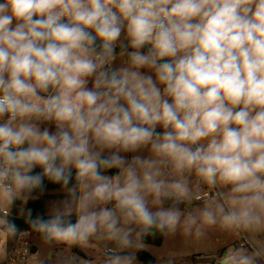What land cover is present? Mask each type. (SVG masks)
Instances as JSON below:
<instances>
[{"label": "clouds", "instance_id": "1", "mask_svg": "<svg viewBox=\"0 0 264 264\" xmlns=\"http://www.w3.org/2000/svg\"><path fill=\"white\" fill-rule=\"evenodd\" d=\"M45 178L67 189L30 220L49 241L175 231L202 185L223 204L189 212V231L264 230V0H0V202Z\"/></svg>", "mask_w": 264, "mask_h": 264}, {"label": "crops", "instance_id": "2", "mask_svg": "<svg viewBox=\"0 0 264 264\" xmlns=\"http://www.w3.org/2000/svg\"><path fill=\"white\" fill-rule=\"evenodd\" d=\"M157 130L162 131L160 128ZM143 154L146 155V151ZM206 187L202 185V192L206 189ZM224 191H226V189ZM24 198L27 199L25 209L27 208L29 201L42 199V197L39 196H29ZM215 199L218 198L202 202H196L195 198L190 201H186L185 208L181 210L185 213V216L181 218V221H184L189 212L197 215L198 212L206 206V204L211 203L214 207L220 204ZM16 202L20 203L17 209L19 210V216H21L25 212V209H23V199H17ZM5 206L6 207L0 206V208L7 210L9 215L7 217L0 215L1 220H8L9 217L13 216V204L9 206L10 209H7L8 205ZM46 207L47 209H62V202L47 203ZM197 223L200 224V221L198 220ZM5 227L6 224H0V264H8L7 259L17 245L16 239L18 236H22V238L29 241L31 245L33 255L27 264H47L40 262L38 258V248L29 239V236L34 234H31L30 232H23L18 234L16 237L12 236L11 238V236L6 232ZM202 232V235H197L195 227L189 231L185 224H180L177 226L175 231L167 230L162 246L157 247L141 243V247L154 256L156 264H209L207 263V260H195V257L212 256L214 260V256L217 252L222 251L224 254V252L229 249H233L232 246L242 240H244L246 244V247L242 249H246L249 253H251L253 249H264V230H260L258 232H247L239 229H228L218 223L213 226H203ZM71 245L76 246V244ZM57 254V252L56 255L49 254L48 259H50V261L55 260V257L58 259L59 255ZM116 255L120 254L116 253ZM122 255H124V253ZM70 261L71 262L68 264H74L72 259H70ZM256 264H264V260L257 259Z\"/></svg>", "mask_w": 264, "mask_h": 264}, {"label": "rangeland", "instance_id": "3", "mask_svg": "<svg viewBox=\"0 0 264 264\" xmlns=\"http://www.w3.org/2000/svg\"><path fill=\"white\" fill-rule=\"evenodd\" d=\"M117 52H119V47L117 48ZM120 63L121 61L117 59L116 65L119 66ZM49 127H52V129L54 130V126ZM195 179L196 178L193 176V183H195ZM203 186L206 187L207 185ZM205 190H210V188L207 186ZM215 200L218 203L223 204V200L219 198ZM5 205L6 204H4L3 202H0V206L6 207ZM25 205L26 204L24 203L23 209H25ZM111 206V204L108 205V207ZM7 209H10L9 205L7 206ZM181 224L184 225V222L181 221ZM131 227L134 228V232L132 235L133 245L127 248H120L115 242L108 241L107 239H93L91 241V244L93 246L91 247L83 246L81 244H76L75 246L67 244L65 242L64 244L58 241H48L34 235L29 236V239L38 248V258L40 262L47 264H68L71 262L70 259L73 260L74 264H106V261L109 259V254L106 253V250H113L115 253L120 255H122L123 253L127 254L134 257L133 264H141L136 257V251L139 248H142L140 235H137V233L140 232V229L135 225H132ZM56 252L58 253L57 255H59V258L56 259L55 257V260L50 261V259H48V255H56Z\"/></svg>", "mask_w": 264, "mask_h": 264}, {"label": "trees", "instance_id": "4", "mask_svg": "<svg viewBox=\"0 0 264 264\" xmlns=\"http://www.w3.org/2000/svg\"><path fill=\"white\" fill-rule=\"evenodd\" d=\"M157 131H161V130H157ZM36 171H40V169H36ZM116 171H117L116 169H113L106 174L111 175ZM45 186L46 187L43 190L37 189L31 193L25 194V197H29V196L42 197V199L40 200L29 201L26 209L32 210L31 217L28 216L27 211H25L21 216H19V210L17 209V207L20 205V203L15 201V203L13 204V212H12L13 216L9 217L7 221L14 223L16 225L17 230L15 234H12L11 232L8 231L7 225L5 227L6 232L11 236V238L12 236L16 237L18 234L23 232H30L31 234H34L44 240H47L40 232L32 228L30 220L35 218L37 215L43 216L45 219L53 215L56 209H47L46 207L47 203L63 202L67 198V189L63 188L60 184H56L48 181L47 178H45ZM170 204L171 202H166L164 206L169 207ZM185 206H186L185 202L180 203L178 205L180 210H183ZM75 219H76V215L74 212L72 215L73 222L75 221ZM166 234H167V230L161 232V231H157L156 229H152L147 233H141L140 240L141 243L143 244L159 247L162 246ZM136 257L137 260L142 264H156V260L154 256L150 254L148 251H145L144 248H139L137 250Z\"/></svg>", "mask_w": 264, "mask_h": 264}, {"label": "built area", "instance_id": "5", "mask_svg": "<svg viewBox=\"0 0 264 264\" xmlns=\"http://www.w3.org/2000/svg\"><path fill=\"white\" fill-rule=\"evenodd\" d=\"M201 196L202 198H195V201L202 202V201H207V200H211L214 198H218L217 189L204 190L201 193ZM5 211L7 210L0 208V215L5 216ZM16 240H17V245L15 246V248L13 249V252L7 259L8 264H27V262L30 260L31 256L33 255V252L31 251V245L26 239H23L22 236H18ZM232 247L234 250L242 249L246 247V244H245V241L242 240L239 243L233 245ZM106 253L116 254L113 250H106ZM222 255H223V252L220 251V252H217L214 256L216 260L215 259L213 260L212 256L211 257L210 256L208 257L196 256L195 260L197 259L207 260V263L209 264H218V259Z\"/></svg>", "mask_w": 264, "mask_h": 264}]
</instances>
